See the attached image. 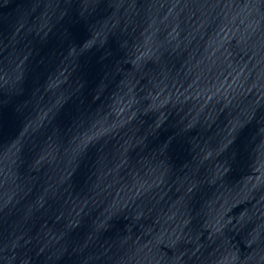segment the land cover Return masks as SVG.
<instances>
[{
	"label": "water",
	"instance_id": "water-1",
	"mask_svg": "<svg viewBox=\"0 0 264 264\" xmlns=\"http://www.w3.org/2000/svg\"><path fill=\"white\" fill-rule=\"evenodd\" d=\"M0 264H264V0H0Z\"/></svg>",
	"mask_w": 264,
	"mask_h": 264
}]
</instances>
